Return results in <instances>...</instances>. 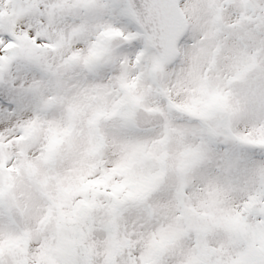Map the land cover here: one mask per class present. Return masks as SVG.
Segmentation results:
<instances>
[{"label": "snow or ice", "instance_id": "obj_1", "mask_svg": "<svg viewBox=\"0 0 264 264\" xmlns=\"http://www.w3.org/2000/svg\"><path fill=\"white\" fill-rule=\"evenodd\" d=\"M0 264H264V0H0Z\"/></svg>", "mask_w": 264, "mask_h": 264}]
</instances>
